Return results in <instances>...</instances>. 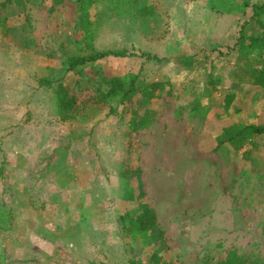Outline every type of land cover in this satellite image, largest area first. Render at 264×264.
<instances>
[{"label":"rangeland","instance_id":"obj_1","mask_svg":"<svg viewBox=\"0 0 264 264\" xmlns=\"http://www.w3.org/2000/svg\"><path fill=\"white\" fill-rule=\"evenodd\" d=\"M20 1L0 0V264H147L152 254L168 264H203L224 259L228 250L264 264V216L256 208L264 204V161L250 171L255 182L246 198L252 209L238 208L231 228H222L226 218L214 220L225 211L212 200L208 215L190 217L192 227L182 226L180 207L146 237L134 232L130 217L138 202L150 207L156 200L155 171L176 173L177 155L185 153L173 150L220 161L215 134L235 118L233 110L246 122L264 124V90L242 73L241 59L264 60V0H137L154 8L144 19L126 0H94V49L127 48L131 55L77 72H67V56L85 53L76 44V1ZM112 75L137 78L122 104L101 100L108 89L103 77ZM43 77L57 80L42 86ZM211 79L217 89L210 92ZM58 83L77 99L66 117L54 107ZM150 83L158 84L159 98L139 106L145 101L141 89ZM145 109L156 124L132 133L128 119ZM201 133L205 141L199 143ZM257 140L264 157V135ZM124 166H138L142 179L146 172L141 198ZM242 166H225L238 177L239 189L247 176ZM216 176L212 172L210 181ZM173 182L172 204L189 192ZM202 190L207 197L213 188Z\"/></svg>","mask_w":264,"mask_h":264},{"label":"trees","instance_id":"obj_2","mask_svg":"<svg viewBox=\"0 0 264 264\" xmlns=\"http://www.w3.org/2000/svg\"><path fill=\"white\" fill-rule=\"evenodd\" d=\"M77 6V17L79 23V34L76 37V44H82L85 48V53L83 55H69L67 56V72L74 71L80 67H84L88 63L97 62L99 60L114 57V58H126L128 55H131L130 51L127 48H122L119 50H96L94 49L95 41V32L93 31V26L90 21V9L93 5L94 0H75ZM123 0H115V2L120 3ZM127 3L134 5V13L138 15L141 19L149 17L153 13V7L149 5L139 6L137 5V0H126ZM18 3H21L18 0ZM4 22V20H2ZM244 24L241 26L240 31L242 32ZM92 50L91 52H87ZM243 69L242 73L247 74L251 78V83L253 86L262 88L264 90V60L260 65H257L256 62H259L262 58L260 57H250L249 55L242 56ZM55 81L57 78L54 79ZM49 78L43 77L38 80L39 84L42 86H49L53 84ZM104 82L107 83L108 89L105 92H102L100 95L101 100L106 99L115 100L119 104L125 102L127 96L131 93L132 90H136V76L131 77L128 75L116 76L112 75L108 77H103ZM136 80V81H135ZM209 91L215 90L216 83L214 80H209ZM158 86V84H157ZM156 85L150 83L144 88L141 89L142 98H144V103L140 100L138 101L139 106L146 105L145 103L150 102L156 98H159L154 93V89L157 88ZM211 88V89H210ZM217 89V88H216ZM77 99L69 91V87L63 83H58V91L56 92L55 104L54 107L59 114L64 117L69 116L72 113L73 109H76ZM226 107H230V102L226 100ZM237 111V110H236ZM145 109L142 116H139L137 111H133L131 118L128 121L129 131H136L148 126L151 121L152 112ZM239 113V112H238ZM264 134V124H253L247 123L243 118L238 116L237 121L224 126L221 132L215 137L216 144L222 145L227 143L235 151L242 150L245 146H250L251 148L246 149L243 153L248 154L251 151L252 147L256 148L258 146L255 138ZM125 177L127 179H133L136 181V187L139 189L138 197L141 198L144 195L142 190L143 183L141 180V169L138 166L128 167L124 166ZM1 175V171H0ZM133 190H129L131 192ZM139 211L133 217V223L131 228L134 229L136 234L146 237L149 230L154 229L157 226L156 215L153 209H151L146 203L138 202ZM3 211V204L0 203V222L5 220ZM131 264H135L134 261H131ZM147 264H168L161 260L160 256L157 254H152L150 261ZM203 264H256L255 262L248 261L244 256L238 255L236 251L229 250L224 259L217 262H204Z\"/></svg>","mask_w":264,"mask_h":264},{"label":"crops","instance_id":"obj_3","mask_svg":"<svg viewBox=\"0 0 264 264\" xmlns=\"http://www.w3.org/2000/svg\"><path fill=\"white\" fill-rule=\"evenodd\" d=\"M73 3H77V2H73ZM152 14H154V12ZM232 112L235 113V118L231 119L230 122H228L225 125L222 124L218 133L215 134V137L221 132L224 126H227L233 121H237L238 116L240 115L238 113V109H235ZM152 121H153V118L151 117V121L148 124V126L142 129L152 128V126L156 124L155 121L154 122ZM244 121L246 122V120ZM255 122H256L255 120L254 121L249 120L247 123L255 124ZM127 129L130 130L128 125H127ZM142 129L131 131V132L137 133L138 131H141ZM204 136L205 134L203 133H201V136H197L199 143H201V139H203ZM258 137L255 138L256 142L258 141L257 140ZM203 141H205V138L203 139ZM214 141H215V138H214ZM164 144L168 145L169 147V132L167 134V141H165ZM215 148L217 149L218 155L220 156V161L219 160L216 162L206 161L205 155L204 154L201 155L199 151L195 152V154H197L198 156H195V154L194 156L189 154V157H188V155L186 154V151L175 149L173 150L175 153L177 152L183 153V154L185 153V155L184 157H181L182 155H177L178 162H176L175 164L176 165L175 167L177 169H175L176 173L174 172V176L171 177V175L169 176L167 174L163 175L161 171H155L154 173L155 179H154V182L152 183L153 184L152 196L156 197V200H153L152 201L153 205H150V208L154 210L155 215H156L157 226L155 228H161L160 224H162L164 220L163 219L164 216L167 217L169 216V214L170 216H177V211L179 210L180 207L182 208L181 209L182 226H190L192 225L190 223V217L192 218L199 217L203 213L205 215H208L207 211L210 208L209 206L211 205V203L213 202L214 205L217 203V206L219 205L221 210L225 212L219 214L218 217H214V220H216L217 218L218 221L222 224L221 219H224V218L227 219V221L223 225H221L222 228L233 227L234 223L231 222L232 226L229 223L231 220L233 221L236 215H238V213H236L238 208L239 210H241V212H245L246 209H252L250 205L248 206L247 201L249 200H247L246 198L247 194L249 193L248 189L252 191L254 182H255L254 172H250V171H254L252 168H254L256 163H257L256 165L259 164V167L262 166V163L264 161V157L263 155H261L263 153L262 146L258 144L256 148L252 147L251 151L248 152V154L246 155L245 153H243V151L251 148L250 146H245L242 150L235 151L227 143H223L222 145L218 146L215 142ZM232 161L236 162L237 164L241 163L243 165L242 167L245 169L244 173L247 174L245 178L247 181L242 180V183H239L242 185L240 189L238 187V181H237L238 177L232 173L231 169L228 170L225 168V166L230 165ZM127 163L132 164L134 162L129 161ZM208 164H212L214 166L213 167L214 170H211L212 168H210L211 166H208ZM249 165L251 166L249 167ZM246 166H248L249 168H245ZM167 167L169 168V164ZM263 171H264V167L261 170V173H260L261 176H262ZM212 172L214 173V176H216L217 172L219 173L218 176H216L217 178L214 179V182L210 181V177H209ZM249 172L251 175L248 176ZM143 175H144V179H142V171H141L142 183L144 182V184H149L146 178V172ZM175 180L180 181L181 184L183 183V186L184 185L188 186L189 192H187V196L184 195L185 196L184 199H180V200L177 199L174 202V204H172L171 202H169V184H174L173 181ZM134 183L136 184V181ZM200 184H201V187H200ZM203 185L207 186V189L210 187L213 188V190H211L212 193L208 194L207 197H205V195L203 194L202 189H204L205 187V186L203 187ZM162 194L164 195V198L163 197L159 198L158 196ZM239 196L242 197V201L240 204H238ZM210 200H212V202H210ZM256 208H259V211L261 212V215L263 217L264 216V204ZM169 210H171L172 212L169 213ZM185 210L187 211L186 213L184 212ZM166 220H169V217L166 218ZM176 220L177 219H175V221Z\"/></svg>","mask_w":264,"mask_h":264}]
</instances>
